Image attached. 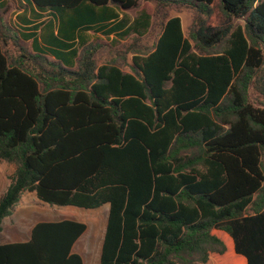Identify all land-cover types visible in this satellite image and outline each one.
I'll list each match as a JSON object with an SVG mask.
<instances>
[{
  "label": "trees",
  "instance_id": "obj_1",
  "mask_svg": "<svg viewBox=\"0 0 264 264\" xmlns=\"http://www.w3.org/2000/svg\"><path fill=\"white\" fill-rule=\"evenodd\" d=\"M27 1L76 10L71 29L113 42H141L150 3L194 18L185 36L167 16L126 71L100 43L56 40L54 60L28 52L0 2V161L14 167L0 226L27 191L49 205L108 204L98 264H264V205L244 212L264 187V0ZM108 4L141 10L104 23L118 16ZM85 230L38 221L27 240L0 242V264H83L72 247Z\"/></svg>",
  "mask_w": 264,
  "mask_h": 264
},
{
  "label": "rangeland",
  "instance_id": "obj_2",
  "mask_svg": "<svg viewBox=\"0 0 264 264\" xmlns=\"http://www.w3.org/2000/svg\"><path fill=\"white\" fill-rule=\"evenodd\" d=\"M179 15L183 20V33L188 36V29L191 25L194 13L190 9L185 8H172L170 11L163 12L159 8L156 9L154 13V22L150 33L142 38L141 42H137L134 39L126 38L124 40H118L117 42L109 41L107 39L98 38L94 39L93 43H100V50H110L112 53L119 56V63L122 65L123 70L129 71V64L131 63L132 51L136 49L137 45H150L155 36L159 33L161 28V23L166 19L167 16ZM89 42V43H91ZM19 44L23 46L26 50L24 42L19 39ZM132 46V47H131ZM133 49V50H132ZM15 50H13V53ZM105 55V54H104ZM101 62V61H99ZM249 97L253 100L257 98L255 92L251 91ZM4 163V164H3ZM5 161H0V194L4 191L5 187L9 182V175L12 173L14 167L12 164ZM262 170L264 173V151L261 155ZM264 205V187L261 192L254 195L252 202L245 209L246 214H251L261 209ZM107 204H104L98 208L94 209H84L75 206H56L49 205L40 201L33 192H23L19 202L14 206L10 215L6 216L0 226V242H5L13 238V236L20 232L22 233L21 238H26V235L30 232L32 226L41 220L54 219L58 220L64 216V218L74 219L79 222H83L88 227V230L82 234V236L75 243V250L78 251L85 264H98L99 262V251H98V241L99 233L98 231H91L90 228L95 227L97 229L101 219V215L106 212ZM104 216V215H103ZM90 233L94 235L93 237V248L88 246V235Z\"/></svg>",
  "mask_w": 264,
  "mask_h": 264
},
{
  "label": "crops",
  "instance_id": "obj_3",
  "mask_svg": "<svg viewBox=\"0 0 264 264\" xmlns=\"http://www.w3.org/2000/svg\"><path fill=\"white\" fill-rule=\"evenodd\" d=\"M1 1L5 3V6H7V9H8L6 19L8 20V22L13 24L16 28L20 30L21 36H23L20 39L24 42L25 47L27 48V51L31 53H36L37 51H40L38 49H42L41 51L48 52L46 53L47 57L54 60V57L49 54V51L47 49L51 48V49H56L58 51H61V49L58 47L59 44H55L56 40L72 41L73 47H76V49L78 50L79 47L83 45V43H89L93 41L94 39H98V38L107 39L108 38L109 41H113V39L116 38L114 34H110L109 36H107V35L101 34L100 32H94L91 29H83L81 26H76L73 29H71L72 27L71 21L78 18L77 16L78 12L76 10L65 9L63 11L57 12L55 10H50L48 8L40 9L35 4L29 3L27 0H0V2ZM139 3H141L142 5L143 0H139ZM150 6H152L153 9L151 10L145 9L146 12L151 13L150 25H149L148 31L145 34H143L140 39L144 38L150 33L153 22H154L153 15L156 9L159 8L163 12L170 11V9L162 7L158 5L157 3H150ZM84 7L89 8V10L93 9L98 14H102V12L104 11V9L101 7L90 6L88 2H85ZM107 8L108 9L105 10V13L112 14V15L117 14L118 16L116 18L107 19L103 21L104 23H113V22L118 21L122 17H126L128 19L127 25H129L136 18V16L141 10V8L139 7L135 9H131V10H123L114 4H108ZM180 20H181V27L183 28L182 17H180ZM66 31L68 32V34L72 32L73 40H67L65 38L64 33ZM29 34L32 36H28V38H25L24 35H29ZM67 51L68 50H64L63 51L64 54L67 53ZM65 57L68 58V55L65 54ZM69 61L75 62V58L69 59ZM108 208L109 206L106 208V212H104L103 214L104 216L101 215V219L99 222L100 227L95 229V227H93V224H92V227L90 228V232L97 230L99 233L100 238L98 241V251H99L98 253H100V247H101V242H102V238H103V234L105 230ZM61 219H65L64 216L61 218H58V220H61ZM41 221H57V220L46 219V220H41ZM87 230H88V227H86V230L84 232H86ZM21 235L22 233L17 232L13 236L12 239L5 241V242L25 241L29 238L30 232L26 235V238H21ZM88 237H89L88 246L92 247L93 237H94L93 233L92 234L90 233ZM75 243L72 247V251L79 254L82 257V255L78 251L75 250ZM82 261H83V264H85L83 257H82Z\"/></svg>",
  "mask_w": 264,
  "mask_h": 264
}]
</instances>
